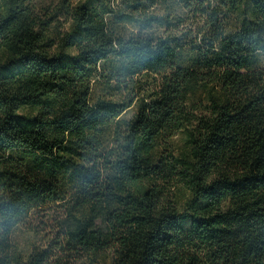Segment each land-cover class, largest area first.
<instances>
[{
	"label": "trees",
	"instance_id": "16d2710c",
	"mask_svg": "<svg viewBox=\"0 0 264 264\" xmlns=\"http://www.w3.org/2000/svg\"><path fill=\"white\" fill-rule=\"evenodd\" d=\"M105 250L264 264V0H0V264Z\"/></svg>",
	"mask_w": 264,
	"mask_h": 264
},
{
	"label": "rangeland",
	"instance_id": "374dc122",
	"mask_svg": "<svg viewBox=\"0 0 264 264\" xmlns=\"http://www.w3.org/2000/svg\"><path fill=\"white\" fill-rule=\"evenodd\" d=\"M31 2L34 7V11L39 16L43 17L47 15V12L50 9H53L59 3V0H31ZM61 20H63L62 17ZM130 114L131 110L127 112L126 116H130ZM27 222L33 224V226L39 224L37 216L33 214L30 216ZM17 239L21 244H26L27 242L33 239V236L31 233L29 234L25 227H23L22 229L18 230ZM87 260L88 259H86L85 262H87ZM90 264H111L110 252L106 250L98 252L97 255L94 256V261H92V263Z\"/></svg>",
	"mask_w": 264,
	"mask_h": 264
}]
</instances>
